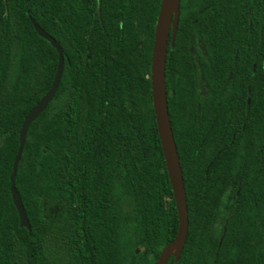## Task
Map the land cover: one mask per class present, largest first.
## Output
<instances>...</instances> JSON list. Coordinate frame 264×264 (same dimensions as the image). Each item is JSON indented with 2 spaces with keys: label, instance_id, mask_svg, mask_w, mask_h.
Returning <instances> with one entry per match:
<instances>
[{
  "label": "trees",
  "instance_id": "obj_1",
  "mask_svg": "<svg viewBox=\"0 0 264 264\" xmlns=\"http://www.w3.org/2000/svg\"><path fill=\"white\" fill-rule=\"evenodd\" d=\"M161 0H0V264H155L179 228L153 107ZM168 108L188 237L167 264H264V0H181ZM31 230L20 225L11 173Z\"/></svg>",
  "mask_w": 264,
  "mask_h": 264
},
{
  "label": "water",
  "instance_id": "obj_2",
  "mask_svg": "<svg viewBox=\"0 0 264 264\" xmlns=\"http://www.w3.org/2000/svg\"><path fill=\"white\" fill-rule=\"evenodd\" d=\"M181 0H161L160 11L156 24L155 40L153 44L151 64V89L153 107L156 115L158 132L161 140L166 166L171 181L176 207L179 217V228L175 238L170 241L161 251L155 264H167L173 256L179 260L184 249L189 231V210L187 204V193L185 188L183 170L180 162L177 144L172 128L171 117L168 108V93L166 84V63L168 54L169 38L171 35L172 44L178 29ZM38 34L49 40L59 53V63L56 75L50 90L42 97L37 104L29 111L20 130V145L15 156L13 170L11 173V186L13 201L19 212L20 225L31 230V223L26 212L22 196L19 193L15 178L18 164L26 142L27 132L30 124L46 109L48 104L55 97L64 71V50L61 44L34 18H32Z\"/></svg>",
  "mask_w": 264,
  "mask_h": 264
}]
</instances>
